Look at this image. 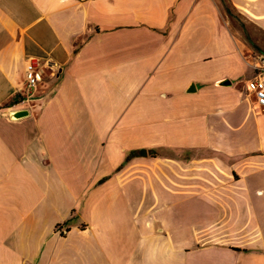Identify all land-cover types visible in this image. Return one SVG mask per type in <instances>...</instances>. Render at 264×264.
<instances>
[{"label":"crops","instance_id":"obj_1","mask_svg":"<svg viewBox=\"0 0 264 264\" xmlns=\"http://www.w3.org/2000/svg\"><path fill=\"white\" fill-rule=\"evenodd\" d=\"M252 50L264 0H0V264H264Z\"/></svg>","mask_w":264,"mask_h":264},{"label":"built area","instance_id":"obj_2","mask_svg":"<svg viewBox=\"0 0 264 264\" xmlns=\"http://www.w3.org/2000/svg\"><path fill=\"white\" fill-rule=\"evenodd\" d=\"M254 75L246 81V90L250 93L255 104L264 109V54L254 57ZM54 64L40 58L30 56L26 60L25 79L23 85L17 90V105L23 108L35 106L38 100V91L47 75H54Z\"/></svg>","mask_w":264,"mask_h":264},{"label":"rangeland","instance_id":"obj_3","mask_svg":"<svg viewBox=\"0 0 264 264\" xmlns=\"http://www.w3.org/2000/svg\"><path fill=\"white\" fill-rule=\"evenodd\" d=\"M232 18V23L236 26V27H238L239 29H242V28H244V26H245V21L243 20V18L241 17V16H238V15H236V14H233V17H231ZM245 32V31H244ZM246 34V32L244 33V35ZM247 37V36H246ZM260 53H262V52H257V51H254V50H252L251 52L249 51L248 52V56L250 57V58H253L254 59V57L257 55V54H260ZM262 54H264V53H262Z\"/></svg>","mask_w":264,"mask_h":264},{"label":"water","instance_id":"obj_4","mask_svg":"<svg viewBox=\"0 0 264 264\" xmlns=\"http://www.w3.org/2000/svg\"><path fill=\"white\" fill-rule=\"evenodd\" d=\"M27 114H28L27 110H21V111L16 112L15 116L16 117H20V116H24V115H27Z\"/></svg>","mask_w":264,"mask_h":264},{"label":"trees","instance_id":"obj_5","mask_svg":"<svg viewBox=\"0 0 264 264\" xmlns=\"http://www.w3.org/2000/svg\"><path fill=\"white\" fill-rule=\"evenodd\" d=\"M226 10L228 11L229 14H231L230 10L228 8H226Z\"/></svg>","mask_w":264,"mask_h":264}]
</instances>
